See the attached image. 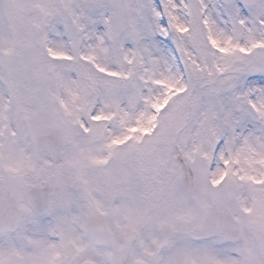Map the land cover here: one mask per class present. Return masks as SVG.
<instances>
[{
	"label": "snow or ice",
	"instance_id": "obj_1",
	"mask_svg": "<svg viewBox=\"0 0 264 264\" xmlns=\"http://www.w3.org/2000/svg\"><path fill=\"white\" fill-rule=\"evenodd\" d=\"M0 264H264V0H0Z\"/></svg>",
	"mask_w": 264,
	"mask_h": 264
}]
</instances>
